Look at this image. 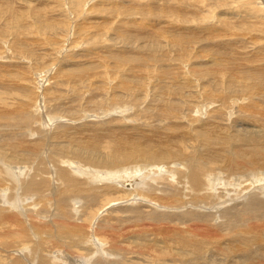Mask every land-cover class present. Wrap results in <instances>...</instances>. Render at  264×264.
Masks as SVG:
<instances>
[{
  "label": "rangeland",
  "instance_id": "obj_1",
  "mask_svg": "<svg viewBox=\"0 0 264 264\" xmlns=\"http://www.w3.org/2000/svg\"><path fill=\"white\" fill-rule=\"evenodd\" d=\"M260 6L264 7V0H258V2L257 0H176V2L175 0H0V113H2L1 108L3 110L2 115H6L14 113L16 110L20 111L22 107V110L25 111L21 110L22 113L26 114L28 118L30 117L24 119L20 126L17 124L18 127L16 124L14 125V121L12 124L2 122L0 126V165L2 162L13 163V159L9 158L11 152H2L1 147L10 148L15 143L21 144V140L17 141L16 139L23 133L27 134L29 138L28 133L31 130L34 131L33 136L29 139L26 137L22 141H37L41 145L39 141L41 136L36 133L34 126L40 125L37 129L41 128L40 132H43L44 135L46 133L43 137L47 138V144L48 137L57 135L60 126H68V133H64L65 147L66 144L67 146L69 144L68 147H75L80 143L98 140L99 145H102L99 150V152L102 151L100 152L102 154L97 156H100L99 159L109 155L111 146L123 145L125 147V143L128 145V142L131 141V145L138 142V144H146L149 147L151 144L156 148H165L163 157L157 162L138 161V163L154 165L155 170L159 165L161 167L169 166L171 169H185L183 167L184 162L174 155L181 150L184 151L182 153H185L186 150V155L196 150L193 153L200 154L204 159L209 158V162H211L208 163L209 170L214 168L212 165L221 164L215 173L226 178L228 173L225 175V172L228 169L225 167L227 164L224 160L227 158L224 153L226 154L227 151L220 145L221 141H215V139L224 136L226 138L233 133L232 136H236L235 134L237 136H244L245 134V136H249L256 131L257 133L254 135H257L258 132H261L258 136L264 135L262 122L264 115L262 118L253 116V111L264 110V75L247 68V66L254 65L259 70L264 66V58L260 63L252 60L255 56H252L253 52L259 55L261 53L264 56V25H262L264 12L257 13L256 10V8L263 9ZM10 64L13 66L7 67ZM4 77L10 81L2 83V80H5ZM1 88L10 89L3 91ZM26 95L30 97H26ZM252 102H256V105ZM95 104L97 106H94ZM248 104L254 106L256 110ZM35 106V113L38 116L33 113ZM113 107L116 108V111H111ZM106 108L110 112L97 115L95 118L96 116L93 114H96L97 111L100 114V111L103 112L107 110ZM243 108L245 112L242 110ZM205 111L212 115H208L209 113ZM31 118L35 119V124L33 119V122L30 120ZM25 121L26 124H24ZM109 126L110 128H108ZM204 127L206 128L204 129ZM209 127L212 128H210L212 131L209 130ZM172 128H174V133L171 132ZM175 128L179 129L175 130ZM258 128L260 131L257 130ZM224 129L227 130L223 131ZM220 130L223 132L221 133ZM241 131L245 133H240ZM10 133L12 135L9 137L8 134ZM14 133L18 134L15 135ZM138 137L140 138L138 139ZM95 138L96 140H93ZM164 138H167L168 141H165ZM175 138L178 140L172 144L171 141ZM121 140L124 141L123 144L120 143ZM212 141L214 142L212 147H208L207 144L212 143ZM53 142L55 141L51 139L50 143ZM24 144L19 146H24ZM158 144L161 147L156 146ZM180 146L185 147V149ZM68 147L66 148L68 149ZM242 147L246 149V147ZM187 148L194 150L189 151ZM67 149L64 161L76 159L73 162L75 164L71 165V168L68 167L70 171H84L86 168L80 164L83 163L92 166L91 169L96 171V175L100 176L101 174L102 176L104 174L105 176L107 174V172L98 173L103 172L104 168H99L95 163L86 161L75 148L72 151H67ZM215 150L218 152L216 153ZM46 151L47 147L45 146L42 150L44 166L47 167V170L49 168L48 171L52 169L54 174V157L51 158L49 151ZM75 155L80 157H75ZM12 156L14 157V154ZM218 156L220 159L217 158ZM17 157L18 161L21 159V162L25 158L24 155L20 156V154ZM216 159L218 160L217 164L214 163ZM221 160L222 163H219ZM59 164L61 166L66 165L60 161L57 165ZM129 164L137 163L131 162ZM224 164L226 165L224 166ZM118 165L106 170L123 168L122 165ZM113 166L110 165L109 167ZM17 169L19 167L15 166L14 170ZM21 169L29 172L26 167ZM260 170L257 169V171ZM238 172L241 175L250 173L247 167L238 168ZM22 173L24 174V172H20V174ZM31 173L33 170L26 176V181L29 180ZM0 176L8 178L2 172ZM51 176L53 179L52 187H54L56 181L54 175ZM153 177L156 178L154 175ZM153 177L150 176L151 181L150 179H143V184L149 182L148 187L158 184V187L161 188L162 185L153 181ZM176 177L178 176L176 175ZM236 178L234 180H240L238 176ZM247 178L252 179V176H244L235 183H233L234 181H225L223 184L224 187H229L231 190L243 188L244 182L251 184V180L246 181ZM173 182L176 183V179ZM240 184L243 185L240 186ZM19 186H21V182H19L16 192L20 190L21 187ZM179 186L182 187L183 185L180 184ZM102 189L104 192L107 188L103 187ZM2 192H0V205L7 208L10 206L7 201L9 199L14 201V193L9 190L8 185ZM20 193H23V188H21ZM110 195L109 198L113 199H109L106 193V197L100 198L102 200L99 199L93 207H91V203L88 205L83 199L78 200L79 202L75 200V210L78 217L81 213L80 217L84 215V219L88 220L91 215H96L98 212L99 223L104 224L105 228L99 223L97 226V222L96 224L94 222V225L101 226L102 232L105 231L107 225L109 226V223L110 226L112 224L113 229L114 226H116L115 229L118 227L131 229L137 224L138 226L143 225V221L140 223L129 213L131 208L134 209L137 205L128 207V209L120 207L126 203H132V199H122L124 196L122 193L112 194L111 197ZM181 196L184 197V192L181 193ZM4 198L7 200L6 203L3 202L5 201ZM248 199V196H245L242 198V202L241 200L236 201L235 204L241 207V203ZM34 200V197L28 198L26 202L32 203ZM112 200L117 204L115 202L109 204ZM84 206L88 208L87 213L86 209L84 211L82 208ZM229 206L232 207L233 205ZM23 207L24 205H22ZM115 207L121 208L117 215L111 214ZM170 207L167 205L156 208L157 212H162L157 214L158 220H165L169 223H163L164 226L173 227L177 222H173L176 220V216H182L183 213L186 215L187 211L191 210L189 206L183 208L177 204L174 207H179L178 209ZM34 209L37 210L39 207L36 206ZM146 209V211L151 210L150 208ZM8 210L14 213V209ZM169 210L177 213L174 214ZM50 211L51 213L53 211L51 215L53 216L55 209L52 208ZM89 212L93 214L90 215ZM192 213L190 216L193 215ZM78 217L76 216L77 222L82 221L83 223L84 219H77ZM90 221L88 220L84 224L87 226L91 223ZM152 224L153 222L145 223L148 226H152ZM10 230H14V227ZM172 234L173 232H168V235ZM159 239L160 237L157 239L158 242L153 244V246H159L154 255V264H159L157 258L159 251L177 256V264H207L209 251L196 256L190 252L176 250L171 241L162 244ZM102 240L105 241V239ZM55 242L51 241L49 245H55ZM128 245L131 246V244ZM73 253L75 255H71L70 258L74 257L77 262L74 263L79 264L78 259H83L81 255L85 253L78 249L74 250ZM2 255H0V261L4 260ZM74 263L69 262V264ZM169 264L175 263L170 262Z\"/></svg>",
  "mask_w": 264,
  "mask_h": 264
},
{
  "label": "bare ground",
  "instance_id": "obj_2",
  "mask_svg": "<svg viewBox=\"0 0 264 264\" xmlns=\"http://www.w3.org/2000/svg\"><path fill=\"white\" fill-rule=\"evenodd\" d=\"M260 7H263V6H260ZM263 9L256 8L257 13L259 12L263 13L264 12ZM257 13H254V14L256 15ZM257 16H260V15H257ZM262 25H264V22ZM252 56H254L252 59L253 62H256V63H260L261 60L264 58V56H262L261 53L259 55L253 52ZM8 66L12 67L13 65L10 64V65H7V67ZM247 68L254 70V71H258L259 74L264 75V66L263 68H260L259 70H257L254 67V65L250 67L247 66ZM36 76L40 77V75H37V74ZM186 78L187 77L185 76V79ZM7 81H10V80L5 78V80L4 79L2 80V83H5ZM127 86L129 85L127 84ZM12 87L14 88V86ZM35 88L37 87L35 86ZM1 89L3 91L4 90L9 91L10 88H1ZM26 97H30V96L26 95ZM38 98H40L39 95H38ZM252 103L256 105V102H252ZM94 106H97V105L95 104ZM17 107L19 108V106ZM250 107H252V105ZM35 108L36 106L33 108L34 109L33 113L36 112ZM256 108L258 109V107ZM38 109L40 110V108ZM115 109L116 108L113 107L111 111H116ZM21 110H22V107L20 111L13 110L14 113L12 112L6 115H2L3 110L1 108L2 113H0L1 114L0 115V126L2 122L12 124L13 121H14V125L16 124V127H18V125L20 126L24 119L26 120V118L27 119L30 118V117L28 118L26 114L22 113L23 110L22 111ZM142 110H143V107H142ZM242 110H244L245 112L244 108ZM97 112L96 114H93L96 116L95 118H97V115L106 114L110 111L109 109H107V110H104L103 112L100 111V114L99 112L97 114ZM219 112L220 111L218 110V113ZM210 114L211 113H209L208 115ZM263 115H264V110L260 112L253 111L254 117L260 116L262 118ZM36 116L38 115L36 114ZM211 117H214V116H211ZM32 119L33 118H31L30 120L32 121ZM34 120L35 119H33V121ZM220 122L222 123V121ZM262 122L264 124V121ZM35 123L36 121H34V124ZM42 123L44 125L43 119H42ZM259 123H260V120H259ZM24 124H26V121L24 122ZM39 126L37 125L34 127H36L35 128L36 133H38V135L41 136L39 138L41 145L38 144L37 141L35 142L22 141L26 137L27 139H29L31 136H33L32 134H34L35 132L31 130L28 133L30 136L29 138L27 134L23 133L19 135L18 138L16 139L17 141L20 139L23 144L25 143L24 146H19L22 143L21 144L15 143L14 146H10V148L1 147L2 152H7V151L11 152V155L9 156V158H11V160L13 159V163L12 162H9V163L2 162V165H0V173L2 172L5 176L8 177V178H4L0 176V192L4 191L6 189V186L8 185L9 190L11 192L13 191L14 193V201L12 197H11L12 200L9 199L8 201L4 198L5 201L3 202L6 203L7 201L9 203L7 204L10 206L6 208L0 205V255L4 253V255H2V257H4V260L0 261V264H67V263L69 264V262L71 263L76 262L74 257L70 258L71 255H75V253L73 252L76 249H78L82 253H85L84 255H81L83 259L82 258L78 259L79 264H154V255L159 246H153V244L157 241L159 237H160L159 242H161L162 244H165L171 241L176 250H179L182 252H190V253L195 254L196 256H200L202 253L209 251L207 264H219V263L221 264H264V183H263L264 182V147H263L264 135L262 136L260 134L262 137L258 136V134L261 132H258L257 135H254L257 133L256 131V133L254 132V134L249 135V136H245L246 134L245 135L243 134L244 136H237V134H235L236 136H232L234 133L231 135L229 133L230 135V136L228 135L229 137L225 138L224 135H221L224 137L220 139L219 138L215 139V141L216 140L221 141L220 145H222V148L225 151H227L226 154L224 153V155H226L225 157L227 158V160L222 159L226 161V164H227V165L224 164V166L226 165L225 167L228 169L226 170L227 172H225V175H227L226 173H228L226 177L228 179H226L221 176H218L215 173L217 168L221 165V164H217L218 163L217 159L216 161L212 160V161H215L214 162L215 164H217V166L212 165V167L214 168L216 167V169L213 168L214 170L213 169L211 170L210 168L209 170L208 163H211L209 162V158L204 159L200 154L193 153V152H196V150H194L193 148L192 149L194 151L189 155L187 154L188 156L186 155L187 153L186 150H185V153H182L184 151L181 150L179 153L174 155L177 159L184 162V164L183 163L182 164L184 165L183 167L185 169H182V168L180 169L172 168L171 169L169 168V166L161 167V165H159L157 169L155 170L154 165H144V163L140 164L141 162L138 163V161H145V163L147 162L155 163L157 162V160L163 157L165 148H156V147L151 146V144H150V147H151L150 148L148 145L138 144V142L131 145L132 142L130 141L131 143L128 142V145L130 144L131 146L130 145L128 146L127 143H125L126 144L125 147L123 145H120L118 147L111 146L110 147L111 152H108L109 155L104 156L101 159H99L100 156L99 157L97 156L98 154H102L100 153L102 151L99 152L100 146L102 145H99V143L97 142L98 140L96 142L89 141V143L88 142L80 143L79 145L75 147L71 145H70L71 147H68L69 144L68 146L66 144V147H68L67 149L64 145V142H66V140H64V135H65L64 133L66 132L68 133L67 131L68 126L66 127L60 126L59 128L60 131L59 132L57 131V135L55 134V136L48 135L49 136L48 137L49 139L47 141L48 144L46 143L47 138L43 137L46 135V133L44 135L43 132H40L41 128L37 129V127ZM199 126H201L200 123H199ZM23 127L25 128V125H23ZM206 127H204V129ZM211 127H209V130ZM108 128H110V126ZM173 129L174 128H172L171 132H173ZM176 129L177 128H175V130ZM225 130L227 129H224L223 131ZM257 130H259V128ZM223 131L220 130L221 133ZM164 132H165V129H164ZM243 132L241 131L240 133H243ZM14 134L16 135L18 133H14ZM11 135L12 133L8 134L9 137ZM140 137H138V139ZM51 139H53L55 142L50 143ZM93 140H96V138ZM126 140H128V138H126ZM166 140L167 138L165 139V141ZM175 140H178V139L176 138L173 139L171 141L172 144L174 143ZM120 143L123 144L124 141ZM213 143H214L213 141L212 143L209 142L207 144L208 147H210ZM45 146L47 147L46 152L49 151V155L51 156V158L54 157L53 158L54 174L51 171L52 169L48 171L49 168L47 170V167L44 166V161L42 158V154H43L42 150L44 149ZM156 146L161 147L160 144ZM242 146L246 147V149H243ZM74 148L77 150V152L81 153V156L84 159H86V161H88L89 163L91 162L95 163L99 168L101 167L105 169V170L101 169L103 172H98V173L107 172V174L105 176L104 174H102V176L101 174L100 176L96 175V171H92L91 169L92 166L90 167L88 166V164L80 163L81 160H79L80 161L79 163L81 164V166L85 167L86 169H84V171H81V172L79 171L76 172L73 170H71L72 171L71 172L69 168H71V165L75 164V163L73 164V162L76 159L64 161L66 158L64 155H65L66 149L67 151H72ZM182 149H185V147ZM192 149H188V150L192 151ZM217 152L218 151H216V153ZM12 154H14V157L12 156ZM18 154H20V156L24 155L25 158L24 159L22 158L23 159L22 162H21V159L18 161V157H17ZM220 154L222 156V153ZM184 155H186V157H184ZM212 155L215 156L214 154ZM76 156L80 157L79 155H75V157ZM7 158H8V155H7ZM217 158H219V156ZM222 160L219 163H222ZM59 161L60 163L62 162L63 165L66 164L67 166L66 165L61 166L60 164L57 165ZM131 162L137 163V164H129ZM34 164H35V168H34ZM117 164H119L120 166L122 165L121 167L123 168L122 169L118 168L117 170L116 169L106 170L107 168L109 169V168L116 167L115 165ZM123 164H126V165L123 166ZM110 165H114V166L109 167ZM15 166H18L19 169L14 170ZM24 167H26L27 171L29 172L23 171L21 169ZM55 167L57 168L55 169ZM242 167L249 168L250 173L241 175L238 172V168H242ZM257 169H261V170L257 171ZM31 170H33V173H31L29 180L26 181L25 178L28 174H30ZM239 170L241 171V169ZM20 172H24V174L23 173L20 174ZM167 173L168 175H166ZM247 173H248V169H247ZM51 175H54V179L56 181V185L54 187H52L53 179ZM153 175L156 176V178H154ZM176 175L178 177H176ZM150 176L153 177V181H157V183L162 185L161 188L158 187V184L156 186L152 185L150 187H148L149 182L147 184H143L144 182L143 179H146V180L150 179V181L152 180ZM237 176L240 180L244 176L245 177L252 176V179L247 178L246 180L248 182L249 180H251L250 181L251 184L250 183L246 184L247 182H244L245 185L242 184L243 186L240 184V186H242L243 188H240L239 186H237L238 185L237 184L236 187H239V188L238 189L233 188L232 190L229 189V187L228 188L224 187L225 185L223 183L225 181H234L233 183L239 182L240 180H234V179H237L236 178ZM175 179L177 181L176 183L173 182V180L175 181ZM4 182H5V185H4ZM19 182H21V186L19 187L23 188V193H20L21 188L20 190H18L19 193L16 192ZM180 184H182L183 186L180 187L179 186ZM103 187L107 188L106 190H104V192L102 189ZM105 192L107 193L108 198H109L110 192H112L111 195L116 194V193L124 194L122 199H126V200L132 199L131 201L132 203H126V205L124 206L121 205L120 207H126V209H128V207H135L134 205H137L136 208L134 209L131 208L129 213L132 217H135L137 221H140V223L143 221V225L141 224L142 226H138L137 224L135 225L137 228L134 227L131 229H128V228L125 229L122 226L123 228L118 227L117 228L118 231H117V229H115L116 226H114L115 228L113 229L112 224L110 226V223H109V226L105 224L107 225V228L105 229V231L102 232L100 227L101 226H103V228L105 227H104V224L102 225L101 223H99L98 218L100 216L98 217V212L95 215L93 213H90L91 212L90 211L89 212L90 215L93 214V216L91 215L90 216L91 219L89 218L88 220L90 221L92 220V218L93 220L90 221L91 223H89V225L86 226L85 224H86V221L88 220L84 219V215L80 217L81 213L79 214V217H78L76 213L77 211L75 210L76 203L74 201L83 199L84 201H86V203H88V205H90L91 203V207H93L95 206V203H97V201L100 198L103 199V197L106 195ZM182 192H184V197L181 196ZM17 194L18 195L20 194V195L18 196ZM117 196L120 197V195H117ZM245 196L246 197L248 196L249 199L246 202L241 203L242 205L241 207L236 206L237 205L235 204L236 201L239 202L241 200L242 202V198ZM33 197L35 198L34 202L32 203L26 202L28 198H33ZM102 199H100V201ZM109 199H113V198H109ZM114 202L115 201L112 200V202H109V204L114 203ZM86 203L85 205L86 207H88ZM115 204L117 203L115 202ZM176 204L183 208L184 206L185 207L189 206L191 210L189 209L186 215L185 213H183L182 216L180 215H178V217L176 216V220H174L173 222H176V221L177 222H176V225H174L173 227L162 225L163 223H166V224H169V223L166 222L165 220H162V221L158 220L157 214L161 211L157 212L156 208L158 206L164 207V206L170 205L171 206L170 208L178 209L179 207H174V205ZM22 205H24L23 208H22ZM229 205H233V206L230 207ZM36 206L39 207V209L37 210L34 209L36 208ZM120 207L119 208L115 207L116 209L114 208V210L111 209L113 212L112 213L110 212V213L117 215L118 210L121 209ZM193 207L194 209H192ZM227 207H230V208H227ZM52 208L55 209V213L53 214V216H51L53 211L52 213L50 211ZM82 208H84V211L86 209V213H87L88 208H85V206ZM144 208L145 209L150 208L151 210L149 209L150 211H146L147 209L145 210ZM8 209H12V210L14 209V213L10 212V210ZM84 211H81V212H84ZM169 211L174 214L176 212V211L173 212L172 210H169ZM192 211H194V213H192ZM145 212H148V213H145ZM191 213L193 214L192 216H190ZM76 216L78 217L77 219L83 218L84 219L83 223L82 221L78 223L76 220ZM100 220L102 221L101 218ZM218 220L220 221L217 223ZM94 222L95 224L97 222V226H98V223L101 224V226L99 227L95 226ZM152 222H153L152 226L145 225V223L148 224ZM13 227H14V230H10ZM168 232H173V234L168 235ZM102 239H105V241ZM51 241H56L55 245H49L50 244L49 242ZM21 244L23 245V247ZM128 244H131V246ZM157 258H158L159 264H169L170 262H173L175 264L178 263L177 256L162 253L160 251L157 254Z\"/></svg>",
  "mask_w": 264,
  "mask_h": 264
}]
</instances>
